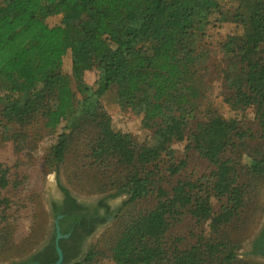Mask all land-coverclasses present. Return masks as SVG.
<instances>
[{
	"label": "trees",
	"instance_id": "obj_1",
	"mask_svg": "<svg viewBox=\"0 0 264 264\" xmlns=\"http://www.w3.org/2000/svg\"><path fill=\"white\" fill-rule=\"evenodd\" d=\"M226 1L233 7L225 10L218 0H0L2 114L19 126L39 116L50 133L58 131L52 163L65 160L72 135L96 129L95 159L114 158L133 169L122 185L130 194L125 207L153 191V174L144 170L163 153L172 157L174 141L187 140L188 148L216 168L206 190L203 181L191 180L178 181L172 195L157 189L156 206L131 216L119 234L113 247L115 264H242L237 244L227 239L201 238L184 250L170 249L165 241L170 218L185 212L199 223L213 218L212 195L227 198L211 225L218 233L240 214L252 181L264 177L260 149L248 154V179L239 180L238 167L245 168L243 150L253 133L215 107L202 110L209 90L203 43L217 16L243 28L222 45L229 57L224 80L232 96L227 100L233 109H255L264 146V0ZM52 16H59V23L50 25L47 19ZM68 53L72 75L63 68ZM93 69L97 79L89 85L84 76ZM113 84L121 103L142 112L143 126L152 130L151 144L136 145L132 134L113 128L101 101ZM185 165L186 160L181 161L171 172ZM8 172L0 168L1 189L9 185ZM61 189L70 195L67 188ZM8 236L0 229V255L8 250ZM263 240L264 231L254 253L263 249ZM60 247L62 264L73 261L61 242ZM48 249L40 264L57 261L54 240ZM94 255L88 250L75 264L88 263Z\"/></svg>",
	"mask_w": 264,
	"mask_h": 264
},
{
	"label": "rangeland",
	"instance_id": "obj_2",
	"mask_svg": "<svg viewBox=\"0 0 264 264\" xmlns=\"http://www.w3.org/2000/svg\"><path fill=\"white\" fill-rule=\"evenodd\" d=\"M226 10L233 7L231 2L218 0ZM59 16L47 19L50 25L60 21ZM204 39L207 52L203 67L206 70V81L209 85L202 110L215 107L225 118L237 120L239 126L247 133H253L254 138H247L248 147L241 157L243 167L249 163V155L264 149L258 135L261 126L255 115V109H233L227 98L232 96L224 80V70L229 63V57L223 52L222 45L228 36L243 32L242 26L233 21H219L213 16ZM64 72L72 75V58L68 53L64 58ZM204 70V71H205ZM89 85H94L97 79L95 69L85 72ZM73 88L75 84L73 82ZM0 94L4 92L0 89ZM104 110L109 113L115 130L132 134L136 145L151 144L152 130L143 126L142 112L133 110L121 103L117 96L115 84L101 98ZM4 104L0 103V168L8 169L9 185L1 189L0 196V229L7 233V252L0 255V264L22 263L29 259L43 245L50 242L53 229V218L49 203L61 197V185L69 190L80 201L92 203L97 199H106L113 205L115 215L97 229L88 242L87 250H93L95 255L88 263L82 264H115L113 247L116 240L131 216L148 212L158 202L157 189L162 188L169 195L180 180L203 181L206 190L213 182V171L216 169L206 158L195 149L187 147V140L174 141V155L161 157L148 164L144 172H152V192L143 196L132 205L124 206L130 194L123 190L124 182L133 172L132 167L118 165L114 158L105 162L95 159L93 154L97 130L92 128L82 133L72 135L65 160L54 164L51 161L52 147L57 143L58 131L50 133L43 125L40 117H35L26 126L9 123L3 117ZM231 154V152H230ZM240 158L238 153L232 155ZM186 160V165L178 173L171 172L172 166H177ZM238 164L240 162H237ZM241 167V166H239ZM240 170V182L248 179V169ZM240 214L220 231L214 232L212 223L227 198L211 196L214 211L213 218L205 223H199L189 212L178 218H170V226L165 236L166 246L170 249L176 246L180 250L190 248L199 239H227L237 244V257L242 264H264V254H255L252 250L254 240L264 229V177L258 182L252 181ZM87 253V252H86ZM84 253L80 258L84 257ZM79 258V259H80ZM78 260V259H77ZM67 264H75L71 261Z\"/></svg>",
	"mask_w": 264,
	"mask_h": 264
},
{
	"label": "flooded vegetation",
	"instance_id": "obj_3",
	"mask_svg": "<svg viewBox=\"0 0 264 264\" xmlns=\"http://www.w3.org/2000/svg\"><path fill=\"white\" fill-rule=\"evenodd\" d=\"M60 193L61 197L53 199L49 203L50 214L53 218L50 242L43 245L32 257L20 264L39 263L40 259L45 260L50 253L49 246L53 240L56 243L58 233L64 235L59 239V244L60 242L62 243L65 254L71 260L76 261L87 252L88 242L97 229L115 215L116 208L106 199L101 198L92 203H88L86 201H80L71 193L68 195L61 188ZM263 231L264 229L257 239ZM256 240L252 244L253 252L256 251L254 246ZM257 252V254L262 255L264 248L259 249Z\"/></svg>",
	"mask_w": 264,
	"mask_h": 264
},
{
	"label": "water",
	"instance_id": "obj_4",
	"mask_svg": "<svg viewBox=\"0 0 264 264\" xmlns=\"http://www.w3.org/2000/svg\"><path fill=\"white\" fill-rule=\"evenodd\" d=\"M64 235H62L61 233H58L57 235V239H56V249H57V252H58V259L57 261L53 262V263H42V264H62L63 261H64V253H63V250L62 248L60 247V244H59V239L61 237H63ZM263 248H264V240H263ZM27 264H40L38 262H32V263H27Z\"/></svg>",
	"mask_w": 264,
	"mask_h": 264
}]
</instances>
